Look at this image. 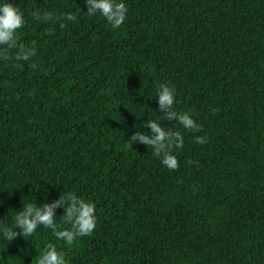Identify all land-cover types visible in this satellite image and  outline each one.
<instances>
[{"label": "trees", "instance_id": "1", "mask_svg": "<svg viewBox=\"0 0 264 264\" xmlns=\"http://www.w3.org/2000/svg\"><path fill=\"white\" fill-rule=\"evenodd\" d=\"M14 2L37 55L0 59V222L39 204L40 184L49 200L74 192L96 204L97 227L66 249L70 264H264V0H126L119 29L82 13L83 0ZM30 9L78 20L39 23ZM158 83L174 86L176 110L207 139L184 132L175 170L128 142L137 118L162 115ZM25 239L0 241V264L63 247L47 229Z\"/></svg>", "mask_w": 264, "mask_h": 264}, {"label": "clouds", "instance_id": "2", "mask_svg": "<svg viewBox=\"0 0 264 264\" xmlns=\"http://www.w3.org/2000/svg\"><path fill=\"white\" fill-rule=\"evenodd\" d=\"M83 4L86 12L82 13L89 17L103 18L112 29H119L128 17L126 0H83ZM28 12L36 22L59 23L60 27H66L67 23L78 20L73 11L57 14L53 10L30 9ZM26 24L25 11L17 6L14 0H0V59L14 58L19 62H29L37 55L34 47L21 43V30ZM13 50L14 57L9 55ZM31 66L34 69L38 67L35 62ZM154 100L158 107L153 113L162 115L146 120L136 117L140 122L134 125L135 131L129 135L128 142L131 145L140 143L151 148L152 156L159 159L162 166L175 170L179 167L175 151L184 147V132H192L197 144L203 145L207 139L195 135L201 131V126L189 111L176 110L178 101L174 86L168 83L156 84ZM161 121H174L180 128L173 130L171 127H165ZM137 127L147 131H137ZM144 132H147V135ZM40 189H43L44 195L39 204L35 199L25 201L20 210L13 211L10 223L0 222V241L8 245L18 236L26 240V237H33L38 229H47L56 240L63 243V247L51 242L44 244L36 264H70L66 249L74 247L79 239L91 236L97 227L96 204L74 192H61L58 198L49 200L48 189L44 185L38 184L33 192ZM2 204L3 201H0V205ZM58 209L62 210L59 217Z\"/></svg>", "mask_w": 264, "mask_h": 264}]
</instances>
